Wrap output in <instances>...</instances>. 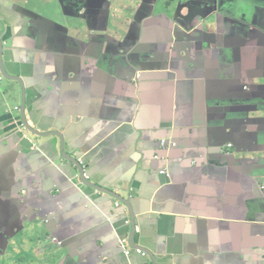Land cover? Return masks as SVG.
<instances>
[{
  "label": "crops",
  "instance_id": "1",
  "mask_svg": "<svg viewBox=\"0 0 264 264\" xmlns=\"http://www.w3.org/2000/svg\"><path fill=\"white\" fill-rule=\"evenodd\" d=\"M0 38L29 125L127 201L129 264H264V0H0ZM17 84L1 74L0 264H126L114 200L73 186L58 138L11 130Z\"/></svg>",
  "mask_w": 264,
  "mask_h": 264
},
{
  "label": "water",
  "instance_id": "2",
  "mask_svg": "<svg viewBox=\"0 0 264 264\" xmlns=\"http://www.w3.org/2000/svg\"><path fill=\"white\" fill-rule=\"evenodd\" d=\"M3 41L0 38V71L2 74L3 79L8 80V81H13L18 83V87H20V91H21V102L19 104V108H20V118L21 121L23 123V129L24 131L30 133L33 137H39V138H46V137H56L58 138L59 142H60V152H59V156L57 157V159H54L53 162L55 163V166L60 169L66 176L70 177V180L73 184V186L78 189V190H82L84 188H90L93 189L94 191H98L102 194H105L108 197H111L114 200V209H115V214L114 216L116 217V221L113 222L112 221V217L107 218L105 222H107L109 224V226L111 228H114L116 230V226L117 223H122V225L124 226H130L131 228V235L127 236V240H128V248H129V253L126 255L124 253V250L119 246V239L121 238V236H123L124 234H120L117 236V238L115 239L116 242V247L120 253V255L122 256L123 260H125L126 264H129V258L131 257L133 252H136V248H141L137 245V243L133 242V234L135 233V220H134V215H132V221L130 219V217L128 216V211L127 208H129L127 201L120 198L118 195H116L112 190L110 189H104L100 186H97L93 183H91L90 181H88L87 179V173H86V169H87V165L84 163L83 161V156L82 154H76L74 153L73 155L67 154L62 150V137L61 135L56 132V131H48V132H41L38 131L36 128L31 127L29 125L28 120L26 119L25 113H24V109H25V89L24 86L21 83V80L17 77H12L9 76V72L5 69L4 64H3V60H2V54H3ZM244 87L247 88H251V84L248 83L246 84ZM9 89H4V91H2L1 93V106L4 109H7V102L9 101L8 99L5 98V96L8 98L9 95ZM28 102L29 105L32 104V101L29 100L28 98ZM9 121L11 123V125L13 126L11 128V130H15L17 131L18 136L20 137L21 140H23L22 137V133H20L18 131V126L16 124H14V122L11 120L10 116H9ZM35 126H38L37 123H35ZM25 127V128H24ZM174 144V146H173ZM158 145L160 146V148L162 149H169V148H174L176 147V143L172 140H170L169 138H161L158 140ZM229 145H231V147H229ZM220 153L222 154L221 156L224 158H229L231 157V151L233 150L234 146L232 143H230V141H224L220 146ZM229 148V149H228ZM193 162V161H192ZM160 171H163L162 174H160ZM159 175H167V171L166 168H162L158 171ZM50 192H52L50 194L51 198H55L57 195L60 194L61 192V188L54 186V188H52L50 190ZM54 192H57V195H53ZM105 196V197H106ZM116 203H118V206H116ZM130 210V208H129ZM131 212V211H130ZM117 218H120V220H118ZM1 233V231H0ZM127 234V233H125ZM1 237L4 240L8 241V235L1 233ZM142 251L143 254H145V252L140 249ZM147 252V251H146ZM147 255L149 256L150 259V263L147 264H154L155 263V259L154 257H152L151 255H149L147 253Z\"/></svg>",
  "mask_w": 264,
  "mask_h": 264
},
{
  "label": "built area",
  "instance_id": "3",
  "mask_svg": "<svg viewBox=\"0 0 264 264\" xmlns=\"http://www.w3.org/2000/svg\"><path fill=\"white\" fill-rule=\"evenodd\" d=\"M0 79H1V74H0ZM19 112V108L18 107H14L12 112ZM11 120L14 122V124H16L18 126L19 129H23V125L19 122V118H15L14 116L10 115ZM174 146V144H173ZM229 147H231V145H229ZM163 171H160V174H162ZM116 206H118V203H116ZM119 246L124 250V253L127 255L129 253V248H128V240L124 237V238H120L119 239ZM136 252L138 253H142V251L140 249H137Z\"/></svg>",
  "mask_w": 264,
  "mask_h": 264
},
{
  "label": "clouds",
  "instance_id": "4",
  "mask_svg": "<svg viewBox=\"0 0 264 264\" xmlns=\"http://www.w3.org/2000/svg\"><path fill=\"white\" fill-rule=\"evenodd\" d=\"M0 74H1V71H0Z\"/></svg>",
  "mask_w": 264,
  "mask_h": 264
}]
</instances>
